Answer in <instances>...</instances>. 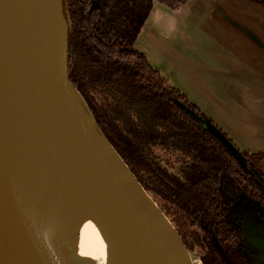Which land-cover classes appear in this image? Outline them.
<instances>
[{
    "label": "trees",
    "instance_id": "trees-1",
    "mask_svg": "<svg viewBox=\"0 0 264 264\" xmlns=\"http://www.w3.org/2000/svg\"><path fill=\"white\" fill-rule=\"evenodd\" d=\"M186 2L61 0L68 80L143 189L162 202L158 207L173 227L169 212L201 232V264H252L229 214L238 198L246 199L264 224V154L241 152L245 172L175 101L207 119L203 113L134 48L155 3L177 10ZM159 151L176 155L174 171L162 164ZM181 239L191 252L192 244Z\"/></svg>",
    "mask_w": 264,
    "mask_h": 264
},
{
    "label": "water",
    "instance_id": "water-1",
    "mask_svg": "<svg viewBox=\"0 0 264 264\" xmlns=\"http://www.w3.org/2000/svg\"><path fill=\"white\" fill-rule=\"evenodd\" d=\"M40 1L24 0L17 7L19 19L15 28L9 0H0V82L2 74L17 81L43 123L71 153L72 162L91 185L105 218L125 243L150 264H159L157 256L151 258L158 249L168 259L192 264L176 229L101 133L85 101L68 80L67 29L62 71L53 64L35 11ZM3 26L9 32L5 42L1 36ZM175 104L247 171L242 153L216 125L182 103ZM259 241L264 245V239ZM0 264H65L47 236L45 225L35 218L1 143Z\"/></svg>",
    "mask_w": 264,
    "mask_h": 264
},
{
    "label": "crops",
    "instance_id": "crops-1",
    "mask_svg": "<svg viewBox=\"0 0 264 264\" xmlns=\"http://www.w3.org/2000/svg\"><path fill=\"white\" fill-rule=\"evenodd\" d=\"M134 48L242 153L264 154V6L155 3Z\"/></svg>",
    "mask_w": 264,
    "mask_h": 264
},
{
    "label": "bare ground",
    "instance_id": "bare-ground-1",
    "mask_svg": "<svg viewBox=\"0 0 264 264\" xmlns=\"http://www.w3.org/2000/svg\"><path fill=\"white\" fill-rule=\"evenodd\" d=\"M23 2L9 0L15 28L17 7ZM35 11L53 64L61 72L67 29L61 0H41ZM8 35L3 26V42ZM0 85V143L35 218L45 225L65 264H150L113 230L71 153L43 123L17 81L2 74ZM155 256L159 264H180L178 259L165 257L161 249L151 258Z\"/></svg>",
    "mask_w": 264,
    "mask_h": 264
},
{
    "label": "flooded vegetation",
    "instance_id": "flooded-vegetation-1",
    "mask_svg": "<svg viewBox=\"0 0 264 264\" xmlns=\"http://www.w3.org/2000/svg\"><path fill=\"white\" fill-rule=\"evenodd\" d=\"M259 213L258 207L246 199L238 198L231 206L229 214L233 225L243 234L242 253L252 264H264V245L259 241L264 239V224ZM255 245L261 250L255 249Z\"/></svg>",
    "mask_w": 264,
    "mask_h": 264
},
{
    "label": "rangeland",
    "instance_id": "rangeland-1",
    "mask_svg": "<svg viewBox=\"0 0 264 264\" xmlns=\"http://www.w3.org/2000/svg\"><path fill=\"white\" fill-rule=\"evenodd\" d=\"M238 148V147H236ZM161 158H162V164L166 167H168L169 170L174 171L175 170V159L176 155L171 153H163V152H157ZM153 201L157 204V206H162V202H160L156 197H152ZM167 214V212H165ZM168 218L173 220V224L175 225L176 231L179 234L180 237H182L187 244H192L194 247L191 252H189L191 257L192 264H200L199 258H198V250L196 248V241L201 236V232L193 226H189L188 223L180 216H172L171 213L167 215Z\"/></svg>",
    "mask_w": 264,
    "mask_h": 264
}]
</instances>
